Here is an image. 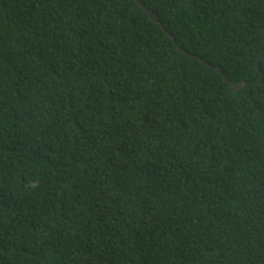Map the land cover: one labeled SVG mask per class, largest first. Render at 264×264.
I'll return each mask as SVG.
<instances>
[{
    "label": "trees",
    "instance_id": "obj_1",
    "mask_svg": "<svg viewBox=\"0 0 264 264\" xmlns=\"http://www.w3.org/2000/svg\"><path fill=\"white\" fill-rule=\"evenodd\" d=\"M141 1L0 0V264H264V0Z\"/></svg>",
    "mask_w": 264,
    "mask_h": 264
},
{
    "label": "water",
    "instance_id": "obj_2",
    "mask_svg": "<svg viewBox=\"0 0 264 264\" xmlns=\"http://www.w3.org/2000/svg\"><path fill=\"white\" fill-rule=\"evenodd\" d=\"M136 1H137V2L140 4V6L146 11V13L149 15V18H150L151 20L157 21V19H158V15H157L156 12H154L153 10H151V9H150L145 3H143L141 0H136ZM168 35H169L170 37L174 38L172 34L168 33ZM177 47H178V49H180L182 52H184L185 54H187V55H189V56H192V57L195 58L196 60L201 61V62H204V63H208L206 60H204L202 57L198 56L197 54L192 53V52H190V51H188V50L182 48V47L179 46V45H178ZM262 58H264V56L259 57V58L256 60V62L258 63L259 60L262 59ZM216 68H217L220 72H222V67H220V66H216ZM224 76H225V78H226L227 80L231 81V80L228 78L227 75H224ZM242 84L245 85L246 82H243ZM233 86H234V88H239L236 84H233Z\"/></svg>",
    "mask_w": 264,
    "mask_h": 264
},
{
    "label": "clouds",
    "instance_id": "obj_3",
    "mask_svg": "<svg viewBox=\"0 0 264 264\" xmlns=\"http://www.w3.org/2000/svg\"><path fill=\"white\" fill-rule=\"evenodd\" d=\"M178 46V45H177ZM180 46V45H179ZM183 48V47H182ZM189 51V50H188ZM191 52V51H190ZM193 53V52H192ZM199 56V55H198ZM201 57V56H200ZM195 59V58H194ZM204 59V58H203ZM205 60V59H204ZM207 61V60H206ZM201 62V61H200ZM208 63H204V62H202V63H204V64H208V65H210V66H212V64L209 62V61H207ZM218 66V65H217ZM216 67V66H215ZM221 67V66H220Z\"/></svg>",
    "mask_w": 264,
    "mask_h": 264
}]
</instances>
